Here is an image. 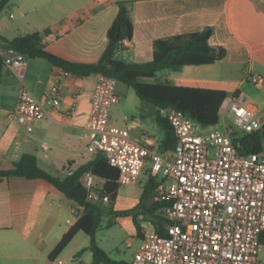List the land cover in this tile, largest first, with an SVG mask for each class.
<instances>
[{"label":"crops","instance_id":"1","mask_svg":"<svg viewBox=\"0 0 264 264\" xmlns=\"http://www.w3.org/2000/svg\"><path fill=\"white\" fill-rule=\"evenodd\" d=\"M119 1L129 2L133 28L131 39L117 48V59L147 63L152 59L154 40L208 27L212 30L209 44L226 52L211 65L185 66L177 72L163 70L140 81L222 89L227 92L225 100L246 101L255 116L257 108L249 100H258L256 91L264 90L249 76L264 78V0H9L0 12V38L11 40L38 32L49 52L71 62L95 63L106 49L107 30ZM0 53L7 59L16 52L0 45ZM97 78L98 73L73 76L43 58L26 57L22 78L4 64L0 78V169H11L23 154H32L41 169L64 177L66 170L74 171L93 160L96 152L87 147L83 124ZM55 84L62 87L61 103L56 109L48 108L46 118L21 124L11 117L21 86L41 99ZM115 88L120 100L111 107L109 126L126 128L133 140L164 151L160 145L164 131L156 121L158 107L140 99L122 82L116 81ZM262 120L255 121L256 127L264 123ZM98 181L104 183L101 178ZM139 198L123 209L134 207ZM81 212L77 203L44 179L10 176L0 180V264H90L89 250L86 262L78 255L89 246L90 237L86 234L87 242L73 246L82 231L58 255L50 257ZM128 217L135 228L132 216ZM137 219L142 229L147 220L142 214ZM135 236L140 240L136 228Z\"/></svg>","mask_w":264,"mask_h":264},{"label":"built area","instance_id":"2","mask_svg":"<svg viewBox=\"0 0 264 264\" xmlns=\"http://www.w3.org/2000/svg\"><path fill=\"white\" fill-rule=\"evenodd\" d=\"M124 43L126 39L119 46ZM25 61L26 56L16 52L4 64L22 78ZM249 80L264 90L263 77L250 75ZM115 87L116 79L98 73L83 124L87 147L104 154L117 169L120 186L136 184L146 169L156 176L155 200L162 203L159 213L165 219L164 234L151 224L143 226L132 263L259 264L264 249V153L241 154L233 143L234 131L224 123L231 114L234 126L250 130L253 115L246 101H223L222 127H204L178 109H162L175 137L174 146L163 151L133 140L126 128L109 126L111 107L120 100ZM61 90L55 84L38 99L21 86L11 117L21 124L46 118L48 108L60 106ZM79 181L87 202H110L104 183L91 171Z\"/></svg>","mask_w":264,"mask_h":264},{"label":"trees","instance_id":"3","mask_svg":"<svg viewBox=\"0 0 264 264\" xmlns=\"http://www.w3.org/2000/svg\"><path fill=\"white\" fill-rule=\"evenodd\" d=\"M9 0H0V12ZM129 2H117L116 16L107 30L108 43L99 60L95 63L71 62L46 50L40 40L38 32L17 35L11 40L0 38L3 48L24 54L27 58H43L61 68L64 72L76 77H86L91 74L102 73L116 79L132 88L136 95L158 107L156 121L164 131L160 143L162 149H171L175 144L173 130L162 109L174 108L182 111L200 125L214 126L219 121V109L227 97L222 89L202 88L193 86L174 85L169 81L149 83L140 81L141 78H152L163 70L180 71L185 66L211 65L224 58L225 50L222 47H213L209 44L212 34L211 28L185 34L173 35L156 39L152 43V59L147 63L125 62L115 57L119 44L132 37V20L130 17ZM5 57L0 53V78L4 67ZM233 143L238 146L241 154L264 152V123L260 126L244 131L241 135L233 133ZM85 171H91L96 177L104 180L103 192L110 197L109 203H114L120 185L117 183L118 171L111 166L101 152H97L94 159L75 169L64 177H55L37 164L32 154H23L13 168L0 169V180L18 176L27 179H44L52 184L68 199L82 207V212L76 222L70 227L56 245L50 257L58 255L78 231L90 237V244L81 249L78 255L89 250L92 254L90 264H133L123 259L111 258L97 243L95 234L103 219L109 215L132 216L136 231L142 237L141 225L137 219L139 214L150 219L154 231L164 234L165 219L159 210L162 203L155 200L159 180L145 170L146 180L137 204L129 209L114 210L103 204H93L86 201V192L79 178ZM112 223L109 222L107 227ZM264 243V233L261 235Z\"/></svg>","mask_w":264,"mask_h":264},{"label":"rangeland","instance_id":"4","mask_svg":"<svg viewBox=\"0 0 264 264\" xmlns=\"http://www.w3.org/2000/svg\"><path fill=\"white\" fill-rule=\"evenodd\" d=\"M258 100H249L253 106L257 108L255 116L251 120V129L256 128L255 121H263L264 119V93L261 91H256ZM132 104H129V108ZM233 116L227 114L224 118V123L230 127L238 135H241L244 131L238 129L234 126L232 121ZM219 127L223 126V114L219 116L218 121ZM264 153V152H263ZM149 165H146V168ZM138 181L134 185H121L118 189L117 197L114 203L106 204V207L113 208L115 210H123L124 207H130L140 196L142 184L146 180V173L143 172ZM146 224L150 223V219H146ZM111 222L110 227L107 224ZM79 239H77L73 246L81 245L82 242L88 241L89 237L81 233ZM96 243L111 257L114 259H125L128 261L133 260V256L137 251L140 244L139 238L135 236V228L131 223V217L109 214L103 221L101 226L98 228L95 234ZM90 253L89 251H84L79 260L86 262V256ZM260 263L264 264V249L259 255Z\"/></svg>","mask_w":264,"mask_h":264}]
</instances>
